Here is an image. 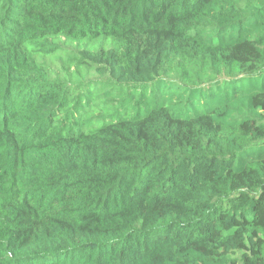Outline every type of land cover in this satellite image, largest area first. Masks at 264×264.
<instances>
[{"label":"trees","instance_id":"1","mask_svg":"<svg viewBox=\"0 0 264 264\" xmlns=\"http://www.w3.org/2000/svg\"><path fill=\"white\" fill-rule=\"evenodd\" d=\"M0 264H264V0H0Z\"/></svg>","mask_w":264,"mask_h":264}]
</instances>
